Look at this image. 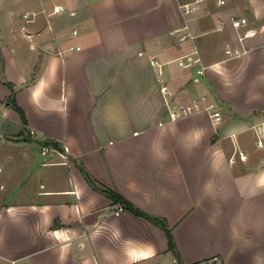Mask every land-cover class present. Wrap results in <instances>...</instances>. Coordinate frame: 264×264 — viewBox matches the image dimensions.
Returning <instances> with one entry per match:
<instances>
[{
	"label": "crops",
	"instance_id": "1",
	"mask_svg": "<svg viewBox=\"0 0 264 264\" xmlns=\"http://www.w3.org/2000/svg\"><path fill=\"white\" fill-rule=\"evenodd\" d=\"M263 135L264 0H0V264H264Z\"/></svg>",
	"mask_w": 264,
	"mask_h": 264
},
{
	"label": "built area",
	"instance_id": "2",
	"mask_svg": "<svg viewBox=\"0 0 264 264\" xmlns=\"http://www.w3.org/2000/svg\"><path fill=\"white\" fill-rule=\"evenodd\" d=\"M225 3H226V0H219V4H225ZM181 8L183 9V12L185 14L189 15L196 10L197 6L195 3H184L181 5ZM61 10H64V7L61 5L56 6L54 9V11L56 12L61 11ZM24 17L27 18V23L31 21L29 14H25ZM231 20L235 28L240 29L243 27L242 20H239L236 17H232ZM23 28L25 29L26 27H23ZM185 28H187V26ZM181 31L182 29L179 28V29H176L174 33H180ZM253 34H254L253 30L243 31V33L242 32L239 33L238 41L242 44L245 38ZM28 36L31 37L32 34L28 33ZM185 37H187V35H182L181 39H184ZM243 50L244 49L241 46L234 47L232 46L230 42L226 43L225 53L227 55H230V56L240 55L243 52ZM197 54L198 52L196 50L190 54L177 58L178 64L181 67L186 68L190 66L192 63H196V61H199L200 58L197 57L196 59H194L192 55H197ZM151 63L153 65H159L158 61H156L155 59L151 60ZM161 73L162 72L160 70L159 75ZM196 73L199 75H203L205 73V68L204 67L198 68L196 70ZM199 111L208 112L215 122H219V120L221 119V111L218 109V104L205 95L202 96L201 98H193L188 102L180 103L178 105L173 106L171 108L170 115L172 119H177V118H181V117H184V116H187V115L199 112ZM256 144L259 147L264 146V135L257 139ZM65 150L66 151L68 150L67 147H65ZM238 156L241 160L247 159V154L244 151H238ZM235 160H236V155H233L232 157H230L231 162H234ZM116 213L119 214V211H116Z\"/></svg>",
	"mask_w": 264,
	"mask_h": 264
},
{
	"label": "trees",
	"instance_id": "3",
	"mask_svg": "<svg viewBox=\"0 0 264 264\" xmlns=\"http://www.w3.org/2000/svg\"><path fill=\"white\" fill-rule=\"evenodd\" d=\"M13 101H14V100H13ZM15 106H16V108H17L18 110H20V108H19L17 105H15ZM20 111H21V110H20ZM104 191H106L111 197L115 198L116 200H121V201H123V203H125V204L127 205V207L131 208V210H133L135 213H137V214H139V215H144L143 212H141L140 210H138V209L132 207V206L130 205V203L127 202L126 200H124L121 196H118L116 193H112L111 191H107V190H104ZM149 218H151V219H153V220H155V221L158 220V222L164 227V229L167 231V234H168V236H169V246H170L171 249L175 250V244H174V241H173V238H172V235H171L170 228H169V227H168L163 221H161V220H159V219H156V218H153V217H149Z\"/></svg>",
	"mask_w": 264,
	"mask_h": 264
},
{
	"label": "water",
	"instance_id": "4",
	"mask_svg": "<svg viewBox=\"0 0 264 264\" xmlns=\"http://www.w3.org/2000/svg\"><path fill=\"white\" fill-rule=\"evenodd\" d=\"M18 140H20V139H18ZM23 140H26V138H23Z\"/></svg>",
	"mask_w": 264,
	"mask_h": 264
}]
</instances>
